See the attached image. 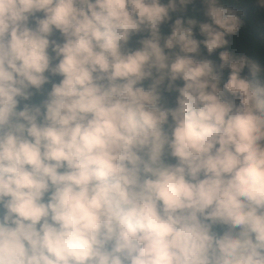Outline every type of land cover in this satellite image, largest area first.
<instances>
[{
    "label": "clouds",
    "instance_id": "9594fccd",
    "mask_svg": "<svg viewBox=\"0 0 264 264\" xmlns=\"http://www.w3.org/2000/svg\"><path fill=\"white\" fill-rule=\"evenodd\" d=\"M249 3L0 0V264H264Z\"/></svg>",
    "mask_w": 264,
    "mask_h": 264
},
{
    "label": "trees",
    "instance_id": "16d2710c",
    "mask_svg": "<svg viewBox=\"0 0 264 264\" xmlns=\"http://www.w3.org/2000/svg\"><path fill=\"white\" fill-rule=\"evenodd\" d=\"M224 3L226 6L233 7L238 11H244L246 14V21L241 31L235 37L230 38L232 40V48L239 51L244 45L251 44L253 53L258 56L261 52V46L259 40L254 39L252 36V33L257 30V25L249 0H224Z\"/></svg>",
    "mask_w": 264,
    "mask_h": 264
}]
</instances>
